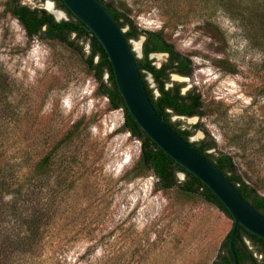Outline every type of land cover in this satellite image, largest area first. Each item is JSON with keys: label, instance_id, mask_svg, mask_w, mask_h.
Returning a JSON list of instances; mask_svg holds the SVG:
<instances>
[{"label": "rangeland", "instance_id": "obj_1", "mask_svg": "<svg viewBox=\"0 0 264 264\" xmlns=\"http://www.w3.org/2000/svg\"><path fill=\"white\" fill-rule=\"evenodd\" d=\"M106 1L125 2L140 30L162 32L189 58L192 76L172 74L167 87L180 83L182 94L196 89L203 116L172 120L199 125L191 140L208 135L216 145L210 152L232 156L242 178L264 195V50L249 39L251 19L243 14L253 10L264 25V0ZM221 1L232 7L230 13ZM5 2L0 0V86L10 91L8 102L16 105L18 118L5 115L10 127L3 133V158L17 164L27 157L22 173L33 170L84 120L83 138L57 153L47 185L30 201V207L40 201L58 208L38 263L212 264L233 220L201 198L180 200L176 189L157 191L152 174L133 178L141 142L122 130L124 112L110 110L108 99L97 95V82L77 54L58 42L29 39L4 12ZM22 2L50 10L58 21L68 18L52 0ZM144 42V36L131 40L138 58ZM85 51L90 52L88 45ZM167 58L151 55L157 67ZM146 79L158 95L152 75ZM72 155L76 160L70 165ZM178 177L185 179L182 173Z\"/></svg>", "mask_w": 264, "mask_h": 264}, {"label": "trees", "instance_id": "obj_2", "mask_svg": "<svg viewBox=\"0 0 264 264\" xmlns=\"http://www.w3.org/2000/svg\"><path fill=\"white\" fill-rule=\"evenodd\" d=\"M52 1L55 2L58 9L67 14V19L58 21L54 14L48 10L39 7L33 8L24 4L22 0H6L4 12L18 20L29 39L37 38L47 42H58L77 54L83 60L87 73L97 82V95L108 99L110 110L124 112L125 123L122 130L129 132L141 142L140 158L130 172L132 177L138 178L152 174L156 179L157 191L168 192L176 189L175 195L180 200L188 201L191 198H201L216 206L233 220L226 207L206 185L180 165H175L174 161L138 126L125 106L115 81L111 63L101 43L66 8L61 0ZM101 1L120 28L126 29L125 36L129 43L131 40L145 37L143 57L137 58L136 53H133L149 98L158 115L164 118L172 130L217 166L254 209L264 216V195H261L255 187L249 185L242 178L233 157L210 152L216 145L210 141L208 135L207 138L200 141H191V136L200 129L199 125L189 128V126L185 127L181 121L172 120L175 115L203 116L204 102L202 95L196 89L182 94L183 85L180 83L175 82L171 87H167L171 81V74L192 76L193 71L189 58L176 51L174 46L165 40L162 32L140 30L131 19V10L127 8L125 2L119 4L106 0ZM219 4L225 8L223 1ZM226 6L230 5L226 4ZM231 8L225 9L230 13ZM251 11L250 13L244 11L243 14L248 16L251 22L253 20L257 22L258 25L255 26V23L253 25L249 20L253 30L249 39L257 41L260 49L264 50V25L261 26L260 23L263 18L254 14L253 10ZM252 26L256 29H253ZM86 45L90 47L89 53L85 51ZM130 46L133 49L132 44ZM154 53L169 55L166 62L159 68L151 59V55ZM147 75H152L158 95H155L154 89L150 88L146 79ZM9 94L10 91H6V88L0 86V264H40L38 263L40 261L38 258L41 257L39 253L47 242V232L55 222L58 208L47 207L40 201L30 207V201L32 195L41 194L47 185L45 180L48 170L57 166L59 162L56 157L57 153L77 139L83 138L84 120L80 119L74 123L72 128L54 145L50 153L37 162L33 170L22 173L26 162H29L30 159L25 157L20 162L16 160L17 164H11V159H4L2 153V151H6V140L3 133L10 127L4 122L5 115L7 113L8 117H14L16 121L18 118L16 105L8 102ZM4 106L5 108H3ZM69 159L68 163L71 165L75 162L76 156L72 155ZM22 164L25 165L22 166ZM29 168L31 167L29 166ZM180 173L185 176L183 181L179 180ZM62 174L61 172L58 177H62ZM22 175L24 180H22ZM16 185L18 186L15 187ZM7 196H13V199L7 202ZM232 229L212 264H234V257L230 250ZM246 240L251 243L252 248L246 243ZM234 247L239 264H264V240L248 232L242 226L238 227Z\"/></svg>", "mask_w": 264, "mask_h": 264}, {"label": "water", "instance_id": "obj_3", "mask_svg": "<svg viewBox=\"0 0 264 264\" xmlns=\"http://www.w3.org/2000/svg\"><path fill=\"white\" fill-rule=\"evenodd\" d=\"M61 1L103 46L125 106L138 126L175 165H180L206 185L229 211L234 221L230 250L234 264H239L234 247L238 227L242 226L264 240V216L254 209L217 166L158 115L145 88L131 42L125 36L126 30L120 28L104 3L101 0ZM51 13L56 17L55 13Z\"/></svg>", "mask_w": 264, "mask_h": 264}, {"label": "flooded vegetation", "instance_id": "obj_4", "mask_svg": "<svg viewBox=\"0 0 264 264\" xmlns=\"http://www.w3.org/2000/svg\"><path fill=\"white\" fill-rule=\"evenodd\" d=\"M154 54H167V53H154ZM167 55H168V54H167ZM136 56H137V55H136ZM168 56H169V55H168ZM137 58H138V57H137ZM158 68H159V67H158ZM171 75H172V74H171ZM171 75H170V76H171ZM177 75H180V74H177ZM184 77H185V76H184ZM188 77H189V76H188ZM175 116H176V117H183V116H177V115H175ZM173 117H174V116H173ZM173 117H172V118H173ZM193 117H195V116H193ZM186 118H192V117H186ZM194 135H195V134H194ZM194 135H193V136H194ZM193 136H191L190 140L192 139ZM191 141H192V140H191Z\"/></svg>", "mask_w": 264, "mask_h": 264}, {"label": "bare ground", "instance_id": "obj_5", "mask_svg": "<svg viewBox=\"0 0 264 264\" xmlns=\"http://www.w3.org/2000/svg\"><path fill=\"white\" fill-rule=\"evenodd\" d=\"M49 7L51 8L52 6L51 5H49ZM59 14V13H58Z\"/></svg>", "mask_w": 264, "mask_h": 264}]
</instances>
